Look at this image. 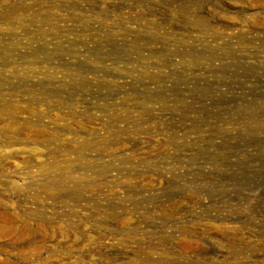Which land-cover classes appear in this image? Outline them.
<instances>
[{
	"label": "rangeland",
	"instance_id": "374dc122",
	"mask_svg": "<svg viewBox=\"0 0 264 264\" xmlns=\"http://www.w3.org/2000/svg\"><path fill=\"white\" fill-rule=\"evenodd\" d=\"M0 264H264V0H0Z\"/></svg>",
	"mask_w": 264,
	"mask_h": 264
}]
</instances>
